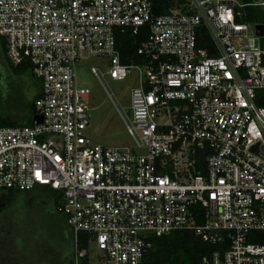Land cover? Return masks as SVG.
I'll return each mask as SVG.
<instances>
[{"label":"built area","instance_id":"built-area-1","mask_svg":"<svg viewBox=\"0 0 264 264\" xmlns=\"http://www.w3.org/2000/svg\"><path fill=\"white\" fill-rule=\"evenodd\" d=\"M251 6L264 0H0L5 57L30 65L41 118L0 127V190L59 193L74 264H142L175 231L228 246L202 264H264V23L244 21ZM117 31L143 37L139 63H121ZM91 57L102 87L137 73L128 115L116 108L133 148L85 136L76 65Z\"/></svg>","mask_w":264,"mask_h":264},{"label":"rangeland","instance_id":"rangeland-1","mask_svg":"<svg viewBox=\"0 0 264 264\" xmlns=\"http://www.w3.org/2000/svg\"><path fill=\"white\" fill-rule=\"evenodd\" d=\"M0 58H3L2 55ZM1 61L0 96L13 116L20 118L23 116L21 112L38 89L39 82L28 74H14ZM104 64V60L91 57L76 65L77 83L87 91L91 108L90 125L85 136L92 145L133 148V142L116 108L128 115L130 91L138 84L137 73L132 70L123 81L105 77L102 87L91 74L90 68L96 67L105 72ZM0 226L1 264L74 262L71 229L65 217L57 213L51 197L37 192L15 197L5 210ZM95 254V251L91 252L92 257Z\"/></svg>","mask_w":264,"mask_h":264},{"label":"trees","instance_id":"trees-1","mask_svg":"<svg viewBox=\"0 0 264 264\" xmlns=\"http://www.w3.org/2000/svg\"><path fill=\"white\" fill-rule=\"evenodd\" d=\"M245 3H252V0H242ZM245 22L264 23V9L258 7H249L246 9ZM116 48L120 53V61L122 64H129L131 61L139 63L140 59L136 56V49L139 47L142 36L134 37L128 32L117 31L116 36ZM0 43L5 55V40L0 37ZM8 68L14 72V74H29L31 77V68L28 63H23L17 66H13L6 58L4 61ZM264 64V57H263ZM40 95V94H39ZM37 95L30 103H27L26 113L18 118H14L7 106H2L0 102V127H15V126H31L32 117L34 115V100L39 97ZM21 122V123H20ZM44 194L47 197H51L56 205V202L60 196L59 193L54 192L51 189L41 187L31 192L17 191V190H0V225L4 216V212L9 208L13 199L20 195H29L33 192ZM66 222V220H65ZM1 227V226H0ZM227 245H211L199 240L191 232L175 231L167 236L154 238L152 240V246L145 254L142 264H202L203 257H209L214 252L219 251L223 253L227 249ZM87 248L86 238L81 235L78 242V251L85 250ZM1 264V261H0ZM71 264H74L72 261ZM80 264H87V259H81Z\"/></svg>","mask_w":264,"mask_h":264},{"label":"crops","instance_id":"crops-1","mask_svg":"<svg viewBox=\"0 0 264 264\" xmlns=\"http://www.w3.org/2000/svg\"><path fill=\"white\" fill-rule=\"evenodd\" d=\"M0 55H2V57L3 58H0L2 61V63H3V65L7 68V69H9L8 68V66H7V64H5L3 61H5V55H4V52H3V49H2V46H1V43H0ZM29 75V74H28ZM30 76V75H29ZM31 77V76H30ZM33 78V77H32ZM40 94V84H39V87H38V89L36 90V92L33 94V96H32V100L37 96V95H39ZM31 100V101H32ZM30 101V102H31ZM0 102L2 103L1 105L2 106H5V103H4V100L1 98V96H0ZM26 109H24L23 110V112H21L22 114L21 115H24L25 113H26V111H25ZM11 114H12V112H10ZM12 116H13V114H12ZM14 117V116H13ZM15 118V117H14ZM33 118V117H32Z\"/></svg>","mask_w":264,"mask_h":264},{"label":"water","instance_id":"water-1","mask_svg":"<svg viewBox=\"0 0 264 264\" xmlns=\"http://www.w3.org/2000/svg\"><path fill=\"white\" fill-rule=\"evenodd\" d=\"M256 36L263 38L264 37V25L256 26ZM41 122V118L34 116L32 118V125H37Z\"/></svg>","mask_w":264,"mask_h":264},{"label":"flooded vegetation","instance_id":"flooded-vegetation-1","mask_svg":"<svg viewBox=\"0 0 264 264\" xmlns=\"http://www.w3.org/2000/svg\"><path fill=\"white\" fill-rule=\"evenodd\" d=\"M35 192V191H34Z\"/></svg>","mask_w":264,"mask_h":264}]
</instances>
